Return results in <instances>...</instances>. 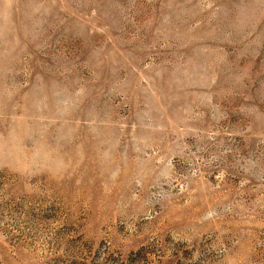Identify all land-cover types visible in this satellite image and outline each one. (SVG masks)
<instances>
[{"label":"rangeland","instance_id":"1","mask_svg":"<svg viewBox=\"0 0 264 264\" xmlns=\"http://www.w3.org/2000/svg\"><path fill=\"white\" fill-rule=\"evenodd\" d=\"M0 264H264V0H0Z\"/></svg>","mask_w":264,"mask_h":264}]
</instances>
